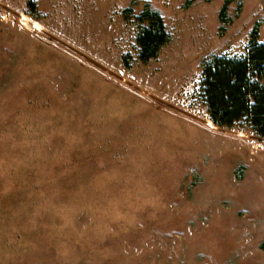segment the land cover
<instances>
[{"label": "rangeland", "instance_id": "1", "mask_svg": "<svg viewBox=\"0 0 264 264\" xmlns=\"http://www.w3.org/2000/svg\"><path fill=\"white\" fill-rule=\"evenodd\" d=\"M145 2L172 39L141 62ZM167 2L0 0V264H264V138L195 95L203 56L264 41V0L222 30L225 0Z\"/></svg>", "mask_w": 264, "mask_h": 264}, {"label": "trees", "instance_id": "2", "mask_svg": "<svg viewBox=\"0 0 264 264\" xmlns=\"http://www.w3.org/2000/svg\"><path fill=\"white\" fill-rule=\"evenodd\" d=\"M219 12L221 25L226 24V8ZM125 8L126 21L135 22L134 49L141 62L155 59L161 48L167 45L172 34L167 29L161 14L144 3L136 14ZM131 14V18H129ZM225 17V18H224ZM128 67L132 54L122 55ZM199 73L195 89L198 101L205 107L207 117L220 127H238L264 138V41L257 39V29L250 37L241 54L210 52L198 64Z\"/></svg>", "mask_w": 264, "mask_h": 264}, {"label": "crops", "instance_id": "3", "mask_svg": "<svg viewBox=\"0 0 264 264\" xmlns=\"http://www.w3.org/2000/svg\"><path fill=\"white\" fill-rule=\"evenodd\" d=\"M181 1H183V0H181ZM167 3L171 4V6H173V4H177V0H168Z\"/></svg>", "mask_w": 264, "mask_h": 264}]
</instances>
